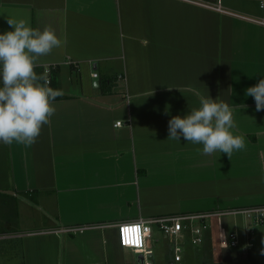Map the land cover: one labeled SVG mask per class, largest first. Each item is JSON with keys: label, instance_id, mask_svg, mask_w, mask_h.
Listing matches in <instances>:
<instances>
[{"label": "crops", "instance_id": "crops-1", "mask_svg": "<svg viewBox=\"0 0 264 264\" xmlns=\"http://www.w3.org/2000/svg\"><path fill=\"white\" fill-rule=\"evenodd\" d=\"M202 1L0 0V33L13 30L7 18L24 19L63 41L35 66L59 67L63 95L50 123L31 147L0 143V233L32 232L0 239V264L6 255L20 264H131L117 223L264 205V110L245 94L264 79V0ZM196 92L234 109L246 148L231 160L168 140L169 120L199 107ZM8 195L17 199L10 208ZM84 224L102 226L42 232ZM224 228L213 220V248ZM234 230L249 241L247 227ZM185 242L184 260L193 251ZM148 243L153 264H178L152 234Z\"/></svg>", "mask_w": 264, "mask_h": 264}, {"label": "clouds", "instance_id": "clouds-1", "mask_svg": "<svg viewBox=\"0 0 264 264\" xmlns=\"http://www.w3.org/2000/svg\"><path fill=\"white\" fill-rule=\"evenodd\" d=\"M7 24L13 30L0 33V143L31 147L42 126L50 123L56 98L63 95L49 86L46 73L37 74L34 68L41 56L61 47L63 41L51 27L40 30L13 18H7ZM195 94L199 107L169 120L168 140L183 137L188 143L202 144L205 155L219 151L231 160L234 151L246 148L245 136L233 131L234 109L223 100ZM245 94L254 98L257 112L264 110V79ZM261 245L259 255L264 256V239Z\"/></svg>", "mask_w": 264, "mask_h": 264}, {"label": "built area", "instance_id": "built-area-1", "mask_svg": "<svg viewBox=\"0 0 264 264\" xmlns=\"http://www.w3.org/2000/svg\"><path fill=\"white\" fill-rule=\"evenodd\" d=\"M194 4H205L202 0H182ZM263 6V3L261 4ZM220 9V6L217 7ZM55 66L46 65L45 72L50 74ZM93 76L97 77L98 73L94 72ZM49 79V77H48ZM116 125H122V121H116ZM227 215H242L251 220V226L264 225V205L253 206L247 208H238L227 211H213L200 213H180L176 215H167L149 220L139 219L135 221H124L117 223L118 238L121 246L132 249L134 252L141 254L143 259L142 264H153L151 256L153 249L148 241L152 234V225H156L162 232L170 238L172 243L174 261L183 260L184 243L189 241L193 246L203 245L207 240V235L210 232L213 220ZM99 224H84L72 225L59 229L46 230L42 232L55 233H79L84 230L99 227ZM223 229V228H222ZM254 228H250V233L253 235ZM41 232V231H37ZM29 233H0V239L23 236ZM240 244L243 246V251L250 254L251 250L259 249L256 241L252 238L243 244L241 236L236 230L219 229L216 238L214 239V249H237Z\"/></svg>", "mask_w": 264, "mask_h": 264}, {"label": "rangeland", "instance_id": "rangeland-1", "mask_svg": "<svg viewBox=\"0 0 264 264\" xmlns=\"http://www.w3.org/2000/svg\"><path fill=\"white\" fill-rule=\"evenodd\" d=\"M62 78L65 83H69L68 81L70 79L68 80L66 73L63 74ZM3 168L4 167H0V171H2ZM219 219L221 220V222H223V224H225L228 230H234L235 228L237 229L241 228L242 232L244 233L245 227H247L248 230L247 231L245 230L244 235H246L248 240H250V238H254L256 240L257 245L262 246L261 245L262 238L258 236H254V234L252 235L250 233V228H254L255 233L256 232L259 233L261 228L257 226H254V227L251 226L249 224L251 223L250 219L242 215L224 216ZM243 222L246 224H243ZM152 229H153V233H152L153 239L158 238L160 244L165 245V249L167 251L166 255L168 257H171L172 252L170 249H172V246H171V241L168 235H166L164 232L157 231L158 228L155 227V225H152ZM212 237L213 235H211V232H209V236L207 237L208 239L204 243V246H202L201 248L200 247L193 248L192 254L188 256V259H191L192 257H194L195 261L197 260L198 264H264V256L259 255V252L257 249L251 250V253L248 254L242 250L243 246L241 244L236 250H223L219 248L218 249L213 248V251H210L209 243H212ZM4 248H6V246ZM124 250H125V258L128 261V263L142 264L140 261H138V254H135L132 249L124 247ZM206 251L208 252L210 251L209 252L210 254L208 256L209 258L211 257L210 259H212L210 263L206 259V256H205ZM157 254L158 253H156L154 257V261H153L154 263L157 260ZM1 260H3L4 264H20L15 258L10 260L8 258V255L2 256ZM162 262L165 263V261L163 260Z\"/></svg>", "mask_w": 264, "mask_h": 264}, {"label": "trees", "instance_id": "trees-1", "mask_svg": "<svg viewBox=\"0 0 264 264\" xmlns=\"http://www.w3.org/2000/svg\"><path fill=\"white\" fill-rule=\"evenodd\" d=\"M58 66H55L54 68H52V70H51V72H50V74H47L46 72H45V67H35L34 68V71L37 73V74H44V73H46L47 74V78L49 77V86L50 87H52L53 89H60V80H59V74H58ZM60 98H62V96H59V97H57L56 99H60ZM2 197V199H3V202H4V204L8 207V208H10L9 206H11V201L13 200V201H17V199L14 197V196H12V195H8V196H1ZM13 204V203H12ZM8 210H10V209H8ZM5 216V215H4ZM7 230V228H6V226H5V223H3V225H2V223L0 222V232H4V231H6ZM187 245H189L188 243H187ZM186 245V246H187ZM209 250L210 251H213V247H212V243H209ZM202 246H204V244L203 245H200V246H193V248H201ZM209 251V252H210ZM208 251H206V259L208 260V262L210 263L211 261H212V259H210L208 256H209V253ZM178 264H198L197 263V260L195 261V259H194V257H192L191 259H186V260H182V261H180V262H178Z\"/></svg>", "mask_w": 264, "mask_h": 264}, {"label": "water", "instance_id": "water-1", "mask_svg": "<svg viewBox=\"0 0 264 264\" xmlns=\"http://www.w3.org/2000/svg\"><path fill=\"white\" fill-rule=\"evenodd\" d=\"M139 260H142L143 259V256L140 254L139 257H138Z\"/></svg>", "mask_w": 264, "mask_h": 264}]
</instances>
